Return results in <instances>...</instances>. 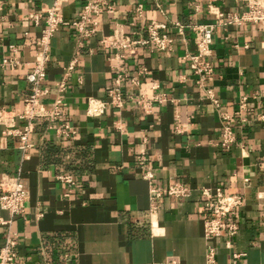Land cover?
Returning a JSON list of instances; mask_svg holds the SVG:
<instances>
[{
    "label": "crops",
    "instance_id": "crops-1",
    "mask_svg": "<svg viewBox=\"0 0 264 264\" xmlns=\"http://www.w3.org/2000/svg\"><path fill=\"white\" fill-rule=\"evenodd\" d=\"M53 1L0 0V64L11 57L20 62L0 65V111L23 110L30 94L25 76ZM86 1L63 5V24L52 39L40 85L47 94L39 98L47 111L60 100L76 135L64 139L56 135V124L36 119L33 147L24 159L0 125V180L19 177L27 190L24 217L0 210L5 222L0 248L12 237L22 264H166L170 259L205 264L208 213L201 208L200 190L218 188L243 202L236 216L225 220L237 225V234L229 240L224 228L211 242L214 264H264V34L252 24L215 28L209 58L214 73L205 85L213 90L217 109L198 94L184 59L195 51L192 26L214 23L217 12H243L244 0H111L113 9L101 15L96 35L80 42L71 23ZM151 21L166 26L171 51L141 47L122 61L128 72L122 92L133 101L89 115V99L108 102L114 75L115 52L104 49L100 38L117 27L132 38L137 32L144 36ZM142 68L147 73L138 78ZM132 78L138 85H131ZM140 97L150 102L146 113L134 102ZM241 97L247 98L242 117L237 115ZM223 114L230 119L224 121ZM223 126L235 137L228 149L219 145ZM140 153L144 168L138 166ZM145 172L150 179H143ZM60 176H71L74 186ZM174 183L189 188L186 197L163 195L151 211L150 187Z\"/></svg>",
    "mask_w": 264,
    "mask_h": 264
},
{
    "label": "built area",
    "instance_id": "built-area-1",
    "mask_svg": "<svg viewBox=\"0 0 264 264\" xmlns=\"http://www.w3.org/2000/svg\"><path fill=\"white\" fill-rule=\"evenodd\" d=\"M68 0H54L52 5L45 9L44 26L40 36L36 41L38 51L35 54L31 69L25 76L26 82L30 85V94L24 101L22 112L15 114L13 112L0 111V125L3 126V134L14 138L17 149L22 153L24 159L29 156V151L33 147L30 136L34 130V120L47 118L50 125L56 124V135L64 139L73 138L76 130L73 126L64 120V111L61 108L60 100L55 101L53 108L47 111L40 103L39 98L47 94V89H41L40 85L46 77V66L49 62V53L51 42L55 33L63 24V5ZM111 0H87L84 4L78 18L72 21L71 26L76 32L77 39L82 42L96 35L99 30V19L105 12H111ZM246 8L241 13H215V21L209 25H194L191 27L193 33V44L195 51L192 54L185 55L184 59L189 64L190 71L195 76V85L198 94L203 101H207L215 109L219 107L218 100L212 89L206 87L205 82L212 77L214 68L209 61L211 56L212 33L216 27L226 28L228 26H241L242 24H252L264 34V0H244ZM140 17L143 8L137 5L135 10ZM177 31L182 34L183 27L176 24ZM166 26L155 21L149 22L144 27V36L141 33H135L137 37L132 38L125 34L120 27L115 28L110 35L102 36L100 44L104 49H111L115 54L110 59L112 62L113 81L106 91L108 102H99L93 99L87 101L88 114L91 116L101 115L107 106L113 108H122L128 101H133L130 96L123 95L122 81L127 78L128 72L123 66L122 61L133 58L137 50L141 47H149L156 52L169 53L172 49L173 39L164 33ZM13 51H15L13 49ZM20 64L16 57L4 58L1 61L2 66L18 67ZM73 65L69 66L67 71H71ZM147 73L145 68L140 69L138 78ZM138 78L130 80L131 85H138ZM63 84L59 86L63 91ZM158 101L159 99H154ZM136 105L145 113L149 108L150 102L145 97H140L134 101ZM237 115L242 117L246 111L247 98L241 97L237 103ZM224 121L230 118L228 115H222ZM264 120V113L260 115ZM17 121H21L18 124ZM243 121V120H242ZM235 142L232 130L228 126H223V132L219 145L228 149ZM138 166L145 167V154L140 153L137 156ZM151 174L145 172L143 179H150ZM59 181L74 186L71 176H60ZM151 211L156 210V201L163 195L174 199L186 197L189 188L182 183H174L164 188L150 187ZM201 208L208 215L203 219V238L206 243V262L205 264H214L215 249L211 242L221 236L225 228L226 236L231 240L237 234V225L234 222L225 223V220L236 216V210L242 205V197L235 194H225L220 189L201 188ZM27 199V190L21 178L3 177L0 180V210L8 212L13 217H24L25 202ZM0 224L5 222L0 221ZM15 240L7 237L4 245L0 248V264H22L16 260L14 251ZM166 264H180L174 259H170Z\"/></svg>",
    "mask_w": 264,
    "mask_h": 264
}]
</instances>
